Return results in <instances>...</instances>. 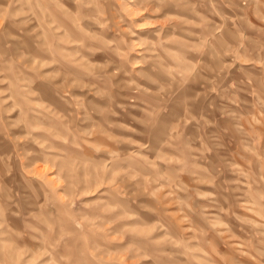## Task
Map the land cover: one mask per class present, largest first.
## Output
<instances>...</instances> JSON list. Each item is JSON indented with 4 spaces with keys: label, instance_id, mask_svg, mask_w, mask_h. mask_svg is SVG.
<instances>
[{
    "label": "rangeland",
    "instance_id": "obj_1",
    "mask_svg": "<svg viewBox=\"0 0 264 264\" xmlns=\"http://www.w3.org/2000/svg\"><path fill=\"white\" fill-rule=\"evenodd\" d=\"M0 264H264V0H0Z\"/></svg>",
    "mask_w": 264,
    "mask_h": 264
}]
</instances>
